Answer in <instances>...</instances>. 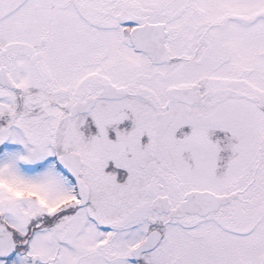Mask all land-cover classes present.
<instances>
[{
    "label": "snow or ice",
    "instance_id": "obj_1",
    "mask_svg": "<svg viewBox=\"0 0 264 264\" xmlns=\"http://www.w3.org/2000/svg\"><path fill=\"white\" fill-rule=\"evenodd\" d=\"M0 264H264V0H0Z\"/></svg>",
    "mask_w": 264,
    "mask_h": 264
}]
</instances>
